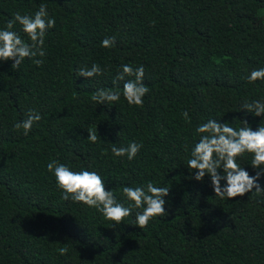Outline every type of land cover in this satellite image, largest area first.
Returning <instances> with one entry per match:
<instances>
[{"label": "trees", "instance_id": "1", "mask_svg": "<svg viewBox=\"0 0 264 264\" xmlns=\"http://www.w3.org/2000/svg\"><path fill=\"white\" fill-rule=\"evenodd\" d=\"M41 3L56 19L46 55L36 57L44 63L0 61V264H264V192L221 199L209 176L196 181L186 167L200 124L239 128L246 119L256 130L264 120L242 111L264 99V81L246 79L264 68V0H0V29ZM13 31L30 43L18 23ZM113 36L115 47H101ZM93 63L103 75H77ZM124 64L145 69L142 107L128 104L123 81L113 84ZM101 88L120 91V100L93 102ZM30 109L41 120L24 135L14 126ZM133 141L142 143L133 160L114 157L113 146ZM52 160L98 172L126 206L124 186L167 187L168 214L141 229L142 209L116 224L63 200L47 171ZM251 160L246 153L237 163L255 176Z\"/></svg>", "mask_w": 264, "mask_h": 264}, {"label": "clouds", "instance_id": "2", "mask_svg": "<svg viewBox=\"0 0 264 264\" xmlns=\"http://www.w3.org/2000/svg\"><path fill=\"white\" fill-rule=\"evenodd\" d=\"M22 26V31L28 36L30 43H26L18 32L13 31L16 24ZM56 25L55 17H51L47 5L41 3L34 16L31 14L14 13L13 19L9 20L6 28L0 29V61H13L12 69H19L26 58L40 66L46 51L44 48L45 37L49 29ZM116 44V37H106L101 41V47L113 48ZM100 65L93 63L91 68H81L77 75L85 78H93L103 75ZM145 69L141 65L133 68L130 64L122 65L113 81V84L123 81V97L129 105L142 107L144 97L149 92V88L143 83ZM134 77V79H125ZM250 83L258 80L264 81V68L254 69L246 77ZM121 98L120 91L112 89H99L92 100L100 105H111ZM245 114L251 113L255 117H264V99L252 100L242 105ZM187 122H191V117L187 111L183 112ZM41 120V115L29 110L27 118L22 123L15 124L17 130L23 129L27 135ZM243 126L235 128L228 122L221 123L215 119H209L206 123L200 124L196 132L200 134L198 142L191 149L190 157L187 159V168L192 174L189 178L203 182L206 176L210 177L211 186L215 195L221 199L242 197L246 193L253 192L259 194L264 192V187L258 183L261 176H264V120L260 126L253 130L246 119ZM87 139L91 143H97L96 131L88 129ZM142 143L131 142L127 147L117 148L113 146L111 152L114 157L126 156L129 161L133 160L140 149ZM246 153L252 155L251 166L257 169L255 176H251L248 171L237 163V158ZM47 171L53 173L57 186L62 190V199L76 203H82L89 208H94L106 220L120 224L126 217L132 214L133 208L142 209L136 212V225L141 229L148 226L149 221L157 216L168 214L165 210V197L169 195L170 189L167 187L155 186L153 182H148L144 186H124L122 194L131 204L127 206L120 202L112 190H106L105 182L96 171L82 170L73 171L67 165L57 160L50 161ZM223 170V175L219 170ZM226 180L222 185L221 181ZM68 247L64 246L57 251L60 255L68 254Z\"/></svg>", "mask_w": 264, "mask_h": 264}, {"label": "rangeland", "instance_id": "3", "mask_svg": "<svg viewBox=\"0 0 264 264\" xmlns=\"http://www.w3.org/2000/svg\"><path fill=\"white\" fill-rule=\"evenodd\" d=\"M261 20H263V19H261Z\"/></svg>", "mask_w": 264, "mask_h": 264}]
</instances>
